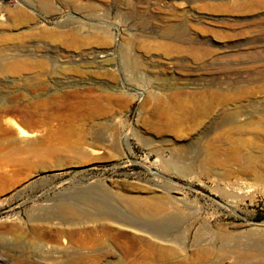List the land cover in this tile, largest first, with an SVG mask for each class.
<instances>
[{
  "label": "rangeland",
  "instance_id": "1",
  "mask_svg": "<svg viewBox=\"0 0 264 264\" xmlns=\"http://www.w3.org/2000/svg\"><path fill=\"white\" fill-rule=\"evenodd\" d=\"M263 161L264 0H0V264H264Z\"/></svg>",
  "mask_w": 264,
  "mask_h": 264
},
{
  "label": "bare ground",
  "instance_id": "2",
  "mask_svg": "<svg viewBox=\"0 0 264 264\" xmlns=\"http://www.w3.org/2000/svg\"><path fill=\"white\" fill-rule=\"evenodd\" d=\"M239 116L237 114H234L228 119L224 118V120L221 121L216 126V128L219 126H224V125L229 124V123H235L237 121V117L239 118ZM20 134L21 135H27L28 133L23 131V130H20ZM224 134H225V132H224ZM221 137L223 138V136H221ZM221 139H219V140H221ZM228 139L230 140V138H228ZM228 139H224V140H228ZM232 142H234V141H232ZM232 142H230V143H232ZM226 143H227V141L225 142V144ZM229 150H231V149H229ZM229 156L233 157L232 154H230ZM256 166H255V168H256ZM260 166H258V167H260ZM245 167H247V165ZM262 167H264V164L262 165ZM249 169H250V167H249ZM253 169H254V167H253ZM247 171L248 170H245V172H247ZM250 173H251V171H250ZM244 187H245V185H244ZM232 189L235 190L236 192H241L243 189V186L238 184L237 186L232 187ZM120 197H118L112 193H109L106 189H104L103 187H101L99 185L89 184L86 187H84L81 190V192H79L78 195L75 197V199H73L72 201L58 202L55 205L48 207L46 209V212H47L49 217H57V218H61V219L76 216L77 214H82L85 212L107 213L110 216L114 217L115 219H117L123 223L135 224V222L131 216H129V215L127 216L126 214H123V211L119 208L120 205H122L126 209L131 211V213L132 212L138 213L145 220H147V222L154 224L153 225L154 227H152V230L155 231L156 234L161 235L163 237L168 235L169 230H168L167 226H169L170 224L178 223L179 220H181L177 215H171V213L169 214L165 210V207H164L165 205H162L161 203H159L155 200H143V199H138V198H133V199L128 200V199H124V198H120ZM263 223L264 222H259L258 224H263ZM252 232L253 233L251 234V236L243 238V241L241 242L242 246L248 248L250 246L256 245L259 242L260 239H256L257 237L254 238L255 237L254 231L252 230ZM259 235H260V233H259ZM51 252H53V251H51ZM246 258L247 257L245 255H241L240 261L244 262L246 260Z\"/></svg>",
  "mask_w": 264,
  "mask_h": 264
}]
</instances>
